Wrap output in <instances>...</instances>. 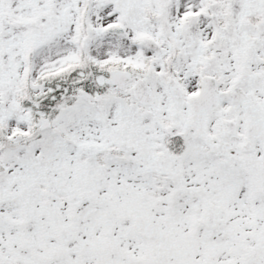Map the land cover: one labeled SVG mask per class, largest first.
I'll return each instance as SVG.
<instances>
[{
  "label": "snow or ice",
  "instance_id": "1",
  "mask_svg": "<svg viewBox=\"0 0 264 264\" xmlns=\"http://www.w3.org/2000/svg\"><path fill=\"white\" fill-rule=\"evenodd\" d=\"M0 264H264V0H0Z\"/></svg>",
  "mask_w": 264,
  "mask_h": 264
}]
</instances>
